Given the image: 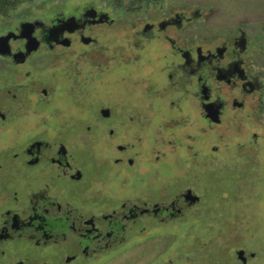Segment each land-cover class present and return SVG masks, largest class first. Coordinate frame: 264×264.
Returning <instances> with one entry per match:
<instances>
[{
    "label": "flooded vegetation",
    "instance_id": "obj_1",
    "mask_svg": "<svg viewBox=\"0 0 264 264\" xmlns=\"http://www.w3.org/2000/svg\"><path fill=\"white\" fill-rule=\"evenodd\" d=\"M200 17L140 19L131 58L102 63L74 60L114 24L90 5L0 35V264H108L159 237L141 264L252 263L237 230L255 224L264 64L241 27L194 33Z\"/></svg>",
    "mask_w": 264,
    "mask_h": 264
},
{
    "label": "rangeland",
    "instance_id": "obj_2",
    "mask_svg": "<svg viewBox=\"0 0 264 264\" xmlns=\"http://www.w3.org/2000/svg\"><path fill=\"white\" fill-rule=\"evenodd\" d=\"M87 5L93 6L97 11L113 19L114 24L110 28L103 27L101 32L99 31L94 48L79 49L76 57L74 56L75 59L72 57V60H77L80 64H85L84 61L98 63L112 61L111 58L115 52H123V50L127 51L126 56L131 58L130 47L139 44L134 38L136 28H133V23L136 25L140 19H159L167 13L180 11L201 13L202 20L194 26V33L200 36L218 35L226 31L233 32L241 27L250 36L254 48L259 50L260 57L258 58L264 64V0H149L142 2L135 0H32L21 3L9 12L8 16L0 19V35L15 29L23 21L49 20L56 14L69 15L74 9ZM94 31L97 32V29ZM162 47L159 43L160 54L165 51ZM53 60L51 55H43L37 59V61L46 63ZM66 61H71V58L62 59V62ZM77 68L80 67L77 66ZM127 68L128 72L138 74L133 77L141 76L136 66L128 65ZM0 74L6 77L4 71L0 70ZM107 78L113 77L109 75ZM80 115L79 123L80 119H85ZM102 136H97V140L105 142ZM80 139L86 141L84 136ZM116 144H122L121 140H116ZM240 160L239 156L234 158L237 163H240ZM252 163L255 189L250 204L254 205L251 218H254L255 224L253 231L244 225L239 227L237 232L242 234L244 243L250 239V234H254L256 257L251 264H264V146L257 151ZM245 207L247 206H241L242 210ZM241 208H238L240 213L237 216L239 217L243 215ZM174 232L175 238L183 239L184 230H174ZM171 240L172 238L167 243L159 237V240L157 239L152 246H127L116 251L117 257L108 264H141L142 262L138 260L140 253H152L153 256L163 254L162 250L165 249L163 244H170ZM179 243L175 241L173 248L179 247ZM174 252L177 253V251ZM143 260L145 264L146 258Z\"/></svg>",
    "mask_w": 264,
    "mask_h": 264
},
{
    "label": "trees",
    "instance_id": "obj_3",
    "mask_svg": "<svg viewBox=\"0 0 264 264\" xmlns=\"http://www.w3.org/2000/svg\"><path fill=\"white\" fill-rule=\"evenodd\" d=\"M27 1H32V0H0V19L8 16L9 12L16 9L21 3ZM138 2H142V1H138Z\"/></svg>",
    "mask_w": 264,
    "mask_h": 264
},
{
    "label": "water",
    "instance_id": "obj_4",
    "mask_svg": "<svg viewBox=\"0 0 264 264\" xmlns=\"http://www.w3.org/2000/svg\"><path fill=\"white\" fill-rule=\"evenodd\" d=\"M32 26H33L32 24L25 23V24L22 26V28H23V30H24V29H27V28L32 27ZM11 35H12V34H8V35H6V36H1V37H0V55H3V54L6 53L5 50H6V48L8 47V46H7V43H8V41H9Z\"/></svg>",
    "mask_w": 264,
    "mask_h": 264
}]
</instances>
